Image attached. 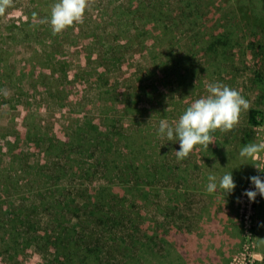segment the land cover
Wrapping results in <instances>:
<instances>
[{
  "label": "trees",
  "instance_id": "16d2710c",
  "mask_svg": "<svg viewBox=\"0 0 264 264\" xmlns=\"http://www.w3.org/2000/svg\"><path fill=\"white\" fill-rule=\"evenodd\" d=\"M145 1L132 2L133 7L136 4L134 13L116 8L110 20L114 32L65 31L66 38L71 34L69 42L81 57L80 71L74 68L76 63L64 44L54 38L48 44V54L37 51L32 57L29 74L36 78V91L47 93L59 107L67 108L70 102L73 112L81 114L84 105L92 102L83 91L90 81L99 89L100 107L97 115L85 114L83 122L62 134L64 138L43 134L34 123L33 131L28 130L23 138L16 135L9 145V165L0 158V210L8 216L2 238L7 251L20 254L34 243L47 255L44 264H211L213 256L208 253H215V242L223 244L236 237L231 196L222 191L209 194L206 180L209 170L228 168L229 157H239V149L253 143L250 132L236 125L228 131L217 129L208 148L197 145L184 159L175 154L177 141L156 134L161 119L176 115L168 109L169 97L175 110L183 105L177 112L181 115L204 96L203 90L195 91L205 81L201 75L219 73L220 51L225 54L231 48L232 38L211 34L200 41V33L193 32L196 40L186 55L174 54L172 47L162 54L159 37L170 27L163 8L156 5V11L147 14ZM181 2L186 5L188 1ZM137 20L140 25L134 26ZM151 23L162 28L154 33ZM258 23L256 27L264 25V19ZM35 28L33 32L21 29L20 34L13 30V37L36 39L33 35H42L47 29L43 22ZM134 51L144 57L153 55V69L130 61ZM4 53L0 48V74L5 75L0 84L14 80L18 94L23 95L22 78L27 71L10 72V77L7 61L2 60ZM199 53L205 60H195ZM115 71L128 73L127 78L106 74ZM252 83L264 94L260 65ZM255 114L258 112L250 110L252 125L256 124ZM174 119L170 117L169 123ZM23 140L28 144L19 148ZM231 147L234 149L229 150ZM30 155L41 159L34 163L37 178L26 170L33 168L25 159ZM193 155H202V162ZM21 183L33 192L31 206L12 203L4 208L5 196L19 192ZM162 193L167 204L155 202L156 197L163 198ZM200 196L209 202H195ZM209 238L214 243L208 251Z\"/></svg>",
  "mask_w": 264,
  "mask_h": 264
},
{
  "label": "rangeland",
  "instance_id": "374dc122",
  "mask_svg": "<svg viewBox=\"0 0 264 264\" xmlns=\"http://www.w3.org/2000/svg\"><path fill=\"white\" fill-rule=\"evenodd\" d=\"M135 1L139 0H86V10L82 19L68 26L62 32L55 34L52 31L50 21L48 22V18L51 16L52 7L58 0H11L9 7L3 13H0V48L6 51L2 55V60L7 61L8 75L11 77V75H17L20 70L27 71L22 78L23 95L18 94L20 90L17 89L14 80L8 79L0 84V158L5 163L7 162L9 165V145L13 142L14 137L19 135L23 138L28 130L33 131L34 123L41 127L39 130L43 134L51 137L50 133H53L52 137L64 138L62 134L70 132L72 127H76L77 122H83L85 114L97 115L99 113V89L95 87L96 85H92L90 81L83 86V88L85 87L83 91L92 102L86 104V106L84 105V111L81 114L73 112L70 102L67 108L64 106L59 107L50 100L47 93L36 91V78L29 74L32 66L31 59L34 54L37 51L42 54H48L51 50L48 44L53 42L54 38L57 43L64 44L65 50L69 52V58L76 63L74 68L80 71L78 65L81 63V57L78 53H75L74 47L69 42L71 34L69 38H66L65 31L67 29L71 31V28H73L75 32L72 34H79L94 30L99 35H104L106 32H114L115 27L111 25L110 20L116 13L115 9L121 8L134 13L133 10L136 8V4L133 7L132 2ZM187 1L186 5L181 0L145 1V12L147 14L156 11L154 8L156 5L163 8L164 20L166 19L170 27L164 37H159V44L162 45V54L169 52V48L172 47L174 54H178V56L186 55L196 40L193 32L200 33L198 36L200 41L204 38L208 39L211 34H226L230 36L232 38L230 42L231 48L225 54L220 51V63L222 64L221 68L217 70L219 73L214 77H208L205 76V73H202L205 74L201 75L205 78V81L200 85L199 90L196 89L195 91L199 94L203 90L205 92L204 96H206V85L214 82H220L236 89L249 101L248 110L241 112L236 126L250 132L253 143H264V94L257 90L252 83L253 73L257 65H260L264 72V25L260 24L262 27L255 26V24H259L258 22L261 19H264V0ZM185 6L187 7L186 9ZM136 14L138 16L139 12ZM38 22L46 24L47 29L43 32L36 31L37 34L43 33L42 35H33L36 39H24L25 37L21 35L13 37V30L15 31L16 29L18 34L21 33V29L23 31L24 29L31 32L35 31V25ZM174 24L176 26L173 29ZM139 25L140 21L137 20L134 26ZM17 26L21 29L16 28ZM150 26L156 30L154 33L159 31V27L162 28V26H154L152 23ZM163 38H165L164 41H162ZM43 39L44 42L42 43ZM149 42L154 43L155 40L149 39ZM151 56L153 57L151 54L144 57V53L134 51V54L129 56V59L135 62L136 65H144L153 69L154 61H152L153 58ZM194 58L195 60H205L201 53ZM33 59L37 60L36 57ZM36 64H38L37 61ZM39 68L40 66H38ZM3 72L5 73V71ZM10 72L14 73L10 75ZM109 73L106 74L122 80L126 79L128 74L121 71ZM1 77L5 78V75L0 74ZM166 102L168 103L169 111L172 110L176 113V115L170 113L169 116V118L175 116L172 121V123H175L180 117L177 112L179 110L182 111L181 106L183 105H180V107L177 105L178 108L175 110L171 105L174 102L170 97ZM183 110L185 109L183 108ZM250 110L258 112L257 115L255 114L256 124L253 125L250 124ZM169 118H167L168 122ZM141 124L144 128L146 119ZM27 144L23 140L18 147L22 146L21 148H24ZM233 149L234 147L229 148V150ZM191 157L202 162V155H193ZM230 157L232 159L235 158L234 156ZM25 159L30 166H33L31 169L26 168V170L29 171L30 175L37 178L34 163L41 161L40 157H31L30 155ZM216 161L219 160L215 159ZM243 163L247 164L244 168L247 170V181L242 184L233 202L241 228V244L230 256L226 264H264V197L258 195L255 202H250L248 197L243 195L246 190L253 187L249 177L261 175V171L254 165H258L264 171V152L257 153L251 160L243 159ZM232 164L235 168L241 165L237 160H232ZM32 176L31 180L34 181ZM158 186L159 183L157 184ZM20 187L19 192L9 193L5 196L7 205L4 208H8L12 203L17 206L21 203L31 206L33 200H35L33 192H30L23 183L20 184ZM162 195L163 198L156 197L155 202L167 204L164 193ZM22 198L28 199L22 200ZM197 201L198 197L195 199V202ZM3 210H0V264H44L47 255L40 253L34 243L31 248L20 254L7 251L2 236L5 235L4 221L8 216ZM23 248L25 246L20 247L19 252H22Z\"/></svg>",
  "mask_w": 264,
  "mask_h": 264
},
{
  "label": "clouds",
  "instance_id": "9594fccd",
  "mask_svg": "<svg viewBox=\"0 0 264 264\" xmlns=\"http://www.w3.org/2000/svg\"><path fill=\"white\" fill-rule=\"evenodd\" d=\"M11 0H0V13L9 7ZM86 10V0H58L51 9L50 24L53 33H60L68 26L79 22ZM207 95L194 100L180 115L175 123L161 119L156 131L160 138H167L169 142L177 141L179 150H175L178 159H184L197 145L208 148L212 144V133L220 129L231 130L239 120L242 111L249 108V101L236 89L220 82L206 85ZM176 142V143H177ZM264 152V143H249L239 149V157L251 160L257 153ZM261 175L249 177L253 186L243 195L250 202H255L257 196L264 197V171ZM206 191L209 194L222 191L226 196L234 192L237 187L233 172L223 175L215 173L207 177Z\"/></svg>",
  "mask_w": 264,
  "mask_h": 264
},
{
  "label": "crops",
  "instance_id": "0c3cea01",
  "mask_svg": "<svg viewBox=\"0 0 264 264\" xmlns=\"http://www.w3.org/2000/svg\"><path fill=\"white\" fill-rule=\"evenodd\" d=\"M233 156L235 157V155H233ZM241 159L242 158H240V157L239 158L236 157V158H233V159L231 157H229V161L231 162V164H228L229 168L221 167V168H215L212 171L211 170L208 171L209 174L215 173L217 175H223L224 173L231 172V171L233 172L234 181H235V183L237 185V187L235 188L234 192L229 194V196H231V199L233 200V202H234V200L236 198V195H238L239 190L242 187V184H244L247 181L246 177H248L247 174H246L247 170L244 169L245 166H247V164L245 165L243 163V159L242 160ZM232 160H237V161L240 162V164H241L239 166L240 170H237L235 167H233ZM243 170H245V172H243ZM206 182H208V180H206ZM205 199H206V202L207 201L209 202L208 198H204L203 196L198 197V200H200L201 202H204ZM233 207H234V205H233ZM234 212H235L234 223H235V226L237 227L238 233H236V237H234V239L231 238V239L225 241V243H223V244L221 242H219V243L215 242V244L218 245V246L215 247V249H216L215 253H212V252L208 253L209 255L213 256L211 264H226L227 260L239 248V246L241 244V233H240L241 232V230H240L241 228L239 226V221H238V218H237V212H236L235 207H234ZM213 243L214 242L210 241V238H209L208 242L206 243L207 244L206 245V248H207L206 250L209 251V248L212 247L211 244H213ZM198 247L199 248L201 247V243L199 244ZM202 248L204 249L205 247H202Z\"/></svg>",
  "mask_w": 264,
  "mask_h": 264
}]
</instances>
